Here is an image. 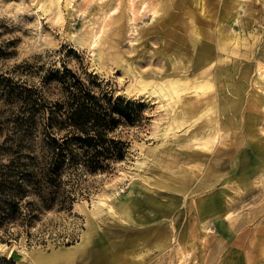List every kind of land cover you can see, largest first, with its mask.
Returning <instances> with one entry per match:
<instances>
[{
  "label": "rangeland",
  "instance_id": "1",
  "mask_svg": "<svg viewBox=\"0 0 264 264\" xmlns=\"http://www.w3.org/2000/svg\"><path fill=\"white\" fill-rule=\"evenodd\" d=\"M134 1L130 8L128 0H0V142L14 129L18 111V104L4 98L6 84L12 91L16 85L38 88L39 128L46 110L64 101L72 75L86 80L92 74L114 97L141 104L144 116L141 124L122 127L128 142L124 159L108 172L73 183L69 210H40L31 224L0 228V256L16 264H68L45 263L37 256L77 246L88 231L95 243L76 252L71 264H94L91 253L97 254V264H179L181 250L185 264H264V220L255 219L264 214V194L238 197L245 168L235 164L241 153H252L251 145L264 151L260 118L252 124L254 136L246 134L244 122L224 132L234 144H220L215 156L195 151L197 138L211 132L201 110L208 97L233 88L231 80L244 70L260 78L248 89L256 86V94L264 95L263 67L256 72L257 63L264 65V0ZM161 3L169 9H153ZM190 18L204 40L178 43L169 29L175 24L188 37ZM218 33L221 47H238L230 54L233 60L199 64L200 47L211 43L207 35L217 39ZM176 78H210L213 86L200 100L191 93L164 97L157 92L166 79ZM250 97L247 90L243 110L257 107ZM190 103L195 110L186 106ZM165 127L171 128L167 135ZM131 175L133 191L122 205L128 218L116 219L117 209L116 215L94 213L99 196L129 192ZM209 192L239 204L226 208L225 219L211 216L203 236L198 207ZM242 216L245 221L238 219Z\"/></svg>",
  "mask_w": 264,
  "mask_h": 264
},
{
  "label": "trees",
  "instance_id": "2",
  "mask_svg": "<svg viewBox=\"0 0 264 264\" xmlns=\"http://www.w3.org/2000/svg\"><path fill=\"white\" fill-rule=\"evenodd\" d=\"M4 91L18 111L14 129L0 142V228L31 224L40 210H69L73 183L124 159L128 142L122 127L144 118L141 104L114 97L92 74L66 81L64 101L46 110L42 128L37 87L16 85L12 91L6 84ZM0 264L16 263L0 256Z\"/></svg>",
  "mask_w": 264,
  "mask_h": 264
},
{
  "label": "bare ground",
  "instance_id": "3",
  "mask_svg": "<svg viewBox=\"0 0 264 264\" xmlns=\"http://www.w3.org/2000/svg\"><path fill=\"white\" fill-rule=\"evenodd\" d=\"M135 1L134 0H128V4L131 7H133ZM166 5V9H169L168 4H156V6H153V9L155 7L157 8H163ZM194 19L190 18L188 24H186V30L188 32V37L183 36L180 32L178 27L174 24L169 29V33L172 36L174 40H177L178 43H184L186 39H190L194 44H197L199 40H204V37L200 38L201 28L198 27V25H193ZM217 39H214V36L211 34H208L206 39L208 38L211 40V43L206 42L200 47V52H202L199 57H197V61L199 64L201 63H209L211 60H215L217 62L221 61H229L233 60V58L230 56V54L235 53L234 49H238L237 46H233L232 48H223L220 46V40L219 37H221L222 34L218 33ZM206 36V35H205ZM96 42V38L92 37L90 39V44H94ZM229 42V41H228ZM215 49L220 50L223 53H217L215 54ZM236 63V61H235ZM261 67L263 69L261 70ZM226 73L229 74L232 71L231 66H227ZM259 70H261L259 72ZM237 71V70H234ZM256 72H259V75H264V65L257 63L256 64ZM203 73V72H202ZM260 78L253 77L249 72H245V70L238 75V77H234L231 80V85L233 88H229V86L226 87L227 91L223 95H219L217 93L215 96H210V98H207V101L202 102L201 104V110L203 114L207 117L206 123L209 125V129L211 132L209 134H204L200 138L201 141L197 142L200 146L199 148H196L195 151H199V154H205L213 157L216 154L220 152L219 145H230L234 144L233 140H230L229 143H227V140L225 138L224 132H227V130H231L234 128H238L242 122L246 123L248 126L245 128L246 134L248 136H254V128H252V124L255 123V121L260 118L261 125H264V95L261 96L260 94H256V89L258 87L254 86L251 90L248 89L250 85H253L254 83H257ZM213 86V82L210 78H176V79H166L160 86L157 88V92H160L162 96H172L175 94H186L191 93V97H193L194 100H200L204 93L207 92L209 88ZM263 87V86H262ZM264 88V87H263ZM229 89V90H228ZM247 90L250 92V100L254 103H256L257 107L254 106L252 109L254 110H243L244 101H246V92ZM263 90V89H262ZM219 91V88L218 90ZM261 93V92H260ZM260 97V98H259ZM189 109L195 110L196 105L195 104H187L186 105ZM258 106H261L262 109H260L258 112L260 115H257ZM243 111H246L247 113H243ZM262 128V127H261ZM171 128L165 127V135L168 134L169 130ZM164 141H166V138H163ZM238 148V147H237ZM239 149H237L238 151ZM252 153H241L239 155V160L235 162L240 163V166L244 169V172L241 176H239V186L243 190L240 195H238L241 200L245 199H256L258 198L260 194H264V151L261 150L256 145H251ZM210 166V165H209ZM214 166V165H212ZM123 172V171H121ZM258 173V174H257ZM257 174L256 179H254V176ZM132 176L131 186L129 185V192L122 194L120 191H123V189L120 191L116 190L113 191L112 194L107 195L104 194L102 196H99V200L94 202V213H101L103 211H107L111 215H116L115 209L118 210L117 215L115 216L116 219L119 221L126 220L128 217L125 213V210L123 208V204L126 203L124 200L125 197H127L132 191V184L135 182ZM122 177V176H120ZM119 177V178H120ZM121 179V178H120ZM177 185L176 183L173 184V186ZM114 188V187H113ZM112 188V189H113ZM124 188V187H123ZM238 192H240L238 190ZM208 197H206L200 206L198 207V215H199V223L200 228L203 229V236L206 234L204 232V229L206 231L208 225V221L211 218V216H214L215 219H222L226 218L228 216V212L226 211V208L231 206H236L239 203L235 200V198L226 199L222 195L213 194L212 192H209ZM107 198H110L112 201L113 199L116 200L114 203L107 202ZM258 218L260 221L264 220V214H257L255 216V219ZM238 219H243L245 221V217H240ZM247 219V218H246ZM254 219V218H253ZM93 234L89 233L88 231H84L81 235V240L77 242V246L71 247V248H62V249H54L51 252L44 254V255H38V260L43 261L45 263H66L70 262L72 258L75 256V253L79 250H83L86 244L88 242L95 243V239L92 236ZM87 248V247H85ZM182 254L180 253L179 258V264H185L184 259L186 257L183 250ZM179 251V252H181ZM36 257V258H37Z\"/></svg>",
  "mask_w": 264,
  "mask_h": 264
},
{
  "label": "crops",
  "instance_id": "4",
  "mask_svg": "<svg viewBox=\"0 0 264 264\" xmlns=\"http://www.w3.org/2000/svg\"><path fill=\"white\" fill-rule=\"evenodd\" d=\"M87 251H89V250L87 249ZM88 253H89V252H88ZM101 253H102V251H101ZM76 256H77V254L72 258V260H71L70 262H66V263L71 264V263L73 262V260L75 259ZM91 257H94L93 263H94V264H97V262H96L97 254L92 255V253H91ZM101 262H102V261H101ZM101 262H99V264H100Z\"/></svg>",
  "mask_w": 264,
  "mask_h": 264
}]
</instances>
